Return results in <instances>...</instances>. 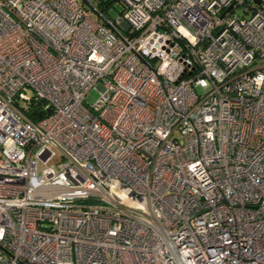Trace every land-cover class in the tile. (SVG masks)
Instances as JSON below:
<instances>
[{"label": "built area", "instance_id": "obj_1", "mask_svg": "<svg viewBox=\"0 0 264 264\" xmlns=\"http://www.w3.org/2000/svg\"><path fill=\"white\" fill-rule=\"evenodd\" d=\"M118 1L0 0V264H264V0Z\"/></svg>", "mask_w": 264, "mask_h": 264}, {"label": "rangeland", "instance_id": "obj_2", "mask_svg": "<svg viewBox=\"0 0 264 264\" xmlns=\"http://www.w3.org/2000/svg\"><path fill=\"white\" fill-rule=\"evenodd\" d=\"M79 3L81 5H83L84 8L88 9L86 3L84 2V0H78ZM123 7L121 5V3L118 0L113 1V3L110 5L109 9H108V13L112 16V17H117L119 15V13L122 11ZM91 15L94 19H97L98 16L95 12L91 11ZM32 91H28V94H31ZM89 94L94 97L97 98L99 96V93L96 89H92Z\"/></svg>", "mask_w": 264, "mask_h": 264}, {"label": "trees", "instance_id": "obj_3", "mask_svg": "<svg viewBox=\"0 0 264 264\" xmlns=\"http://www.w3.org/2000/svg\"><path fill=\"white\" fill-rule=\"evenodd\" d=\"M112 2H113L112 0H97V3L99 4V8L102 10H105L109 6V4H111ZM39 107H41V102L35 103L34 109L31 110L28 114V116L34 121L38 119V115H37L38 110L36 109H38Z\"/></svg>", "mask_w": 264, "mask_h": 264}, {"label": "water", "instance_id": "obj_4", "mask_svg": "<svg viewBox=\"0 0 264 264\" xmlns=\"http://www.w3.org/2000/svg\"><path fill=\"white\" fill-rule=\"evenodd\" d=\"M85 1V0H84ZM258 1V0H257Z\"/></svg>", "mask_w": 264, "mask_h": 264}]
</instances>
